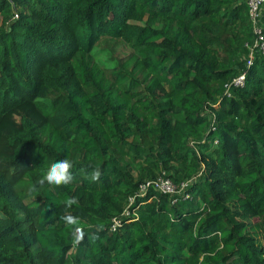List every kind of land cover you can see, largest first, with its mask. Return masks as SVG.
Listing matches in <instances>:
<instances>
[{"label":"trees","instance_id":"trees-1","mask_svg":"<svg viewBox=\"0 0 264 264\" xmlns=\"http://www.w3.org/2000/svg\"><path fill=\"white\" fill-rule=\"evenodd\" d=\"M253 37L245 0H0V264H264ZM61 159L72 183L37 185ZM158 176L191 181L138 194Z\"/></svg>","mask_w":264,"mask_h":264},{"label":"built area","instance_id":"built-area-1","mask_svg":"<svg viewBox=\"0 0 264 264\" xmlns=\"http://www.w3.org/2000/svg\"><path fill=\"white\" fill-rule=\"evenodd\" d=\"M264 3V0H245V4L247 6L248 18L251 23V29L253 33V42L249 47V52L247 54V58L245 60V66L248 67L251 64L254 54L263 53L264 52V34L261 31V27L257 24V18L260 15L261 7ZM246 70L240 71L235 77L230 79L228 83L223 86L224 94L227 95L229 89L239 88L243 86V82L245 79ZM216 143V141H213ZM189 180H182L178 183H174L170 179L158 176L153 180L146 181L139 185L138 194H143L147 188H151L157 192L162 194H177L181 192L186 186L190 183ZM184 198L187 197V194H184ZM130 200V199H129ZM124 214H127V211L124 210ZM118 219H111L109 230L114 231L118 226Z\"/></svg>","mask_w":264,"mask_h":264},{"label":"clouds","instance_id":"clouds-1","mask_svg":"<svg viewBox=\"0 0 264 264\" xmlns=\"http://www.w3.org/2000/svg\"><path fill=\"white\" fill-rule=\"evenodd\" d=\"M73 162L69 159H61L51 164L48 170L37 180L36 184L43 186L45 183L50 187H63L72 183L74 176L72 173ZM100 177V171L94 169L91 173V179L93 181L98 180ZM33 193L38 192V188L33 185L30 189ZM66 209H70L73 205H78V199L76 197H68L63 202ZM65 224L69 227L72 236L74 237V243L79 244L84 238V231L80 227V219L74 215H65L62 217Z\"/></svg>","mask_w":264,"mask_h":264},{"label":"rangeland","instance_id":"rangeland-1","mask_svg":"<svg viewBox=\"0 0 264 264\" xmlns=\"http://www.w3.org/2000/svg\"><path fill=\"white\" fill-rule=\"evenodd\" d=\"M161 93H162V89H158V90L155 91V95H159Z\"/></svg>","mask_w":264,"mask_h":264}]
</instances>
